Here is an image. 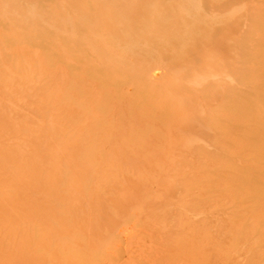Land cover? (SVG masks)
Segmentation results:
<instances>
[{
    "label": "rangeland",
    "instance_id": "rangeland-1",
    "mask_svg": "<svg viewBox=\"0 0 264 264\" xmlns=\"http://www.w3.org/2000/svg\"><path fill=\"white\" fill-rule=\"evenodd\" d=\"M22 70L24 126H47L48 108L66 119L75 198L68 212L64 182L51 200L18 197L43 225L3 215L18 141L2 126L0 263L264 264V0H0V85Z\"/></svg>",
    "mask_w": 264,
    "mask_h": 264
},
{
    "label": "bare ground",
    "instance_id": "bare-ground-1",
    "mask_svg": "<svg viewBox=\"0 0 264 264\" xmlns=\"http://www.w3.org/2000/svg\"><path fill=\"white\" fill-rule=\"evenodd\" d=\"M158 15H160V14H158ZM99 18H101V17H99ZM105 18H103L104 21H106ZM185 19H186L185 17H182V21L183 20L185 21ZM87 21H88V18L86 16V17H83V19L80 22L82 24L83 23L85 24V22H87ZM107 24L102 25V28L104 27V28H106V30H110L111 26L107 25ZM111 29H112V27H111ZM131 30H134V29H131ZM190 33L195 34V36H197V34H199L197 36V38H199L201 32H200V29L195 31V33H194V31H192V32L191 31L190 32L185 31L182 35L183 36L187 35V34L190 35ZM141 54H140L139 58H142V59L149 58V57H145L144 54L143 55H141ZM33 77L34 76H32V78ZM4 78L6 81L2 85H0V140L4 139L7 135H9V136L11 135V134H9V132L8 133L5 132V130L2 127V126H5L6 128L11 129V131L13 133H15L12 135L18 141V143L13 147V149L11 151L12 158L9 155L5 156L6 159H8L10 163H13L17 167L16 172L8 173V179L6 181L7 183L11 184L15 188V193H13V199L14 200H12V199L10 200V198L6 197V199H5L6 201H5V204H4L1 212L3 213V215H7V216H10L12 218H15L17 216L29 217L31 219L32 223H37L38 225H43L42 223H40L38 221V218L40 216L38 209L30 208V207H28L26 209L24 206H22V204L17 203L16 199L18 197H22L23 194L26 196L27 194H31V193L34 195L36 193V195H38V196L41 195L40 197H42L44 200H51V199H53V197H56L58 195L57 192H59V190H58L59 184L63 185V182H64L62 180V177L60 174V169L63 167V165L61 163L63 162V160L66 159L68 153L74 152L77 148H76L74 141H71V140L62 141V140L58 139L57 136H58V132L60 130V129H58V127H62L64 125L63 122L66 119L65 118L52 119L55 109L53 111H50L48 108L46 111L48 114L47 117H49V122H48L47 126L41 127V128H36V129H34L32 127L27 128L24 126L23 122H25L26 110L30 111V109L26 105L24 100H18L17 98H15L16 96L14 95V91H16V87L19 88V85H21L22 83H26L28 80H30V78H31L30 72L22 70L21 72L18 73L17 77H15L12 74L11 75L10 74H6V75L4 74ZM55 80L56 79L53 76L52 79L49 81L50 84H53L55 82ZM37 83L38 82H36V84ZM62 83L65 84L64 79L62 80ZM3 97L9 98V100H5ZM20 97H19V99H20ZM26 98L35 100L34 95H33V97L26 96ZM31 104H32V107H31L32 113L31 114L34 117L33 122L31 124H34L43 115V114H41L42 105H39L36 102H32ZM64 109H67V108L63 104V110ZM64 111H66V110H64ZM87 117L86 116L82 117L83 120L86 122V124L84 122H81V125H79L81 128L82 127L85 128L86 126L90 127V123H88L90 121L87 120ZM54 120H55V122H54ZM4 122H8L9 124H2ZM23 138H25V139H23ZM25 140H26V143H23V142H25ZM27 141H29L30 143L28 142V144H27ZM31 141H32V143H31ZM105 143H107V142H105ZM41 147H43V149L46 147H50V149H51L50 154L49 155L43 154L42 151L40 150ZM43 171L46 172V175L44 177L41 176V174L44 173ZM55 186H56V188H55ZM73 186H74L73 183H65L64 182V185L62 187L64 191H60L62 194H59V195H62L63 197H64V194H65V196L68 195V197H67L68 203H69L68 208H67L68 212H70V206L72 204L71 203V197L75 198V194H74L75 191H74ZM72 188H73V190H72ZM26 198H27V196H26ZM74 202H75V200H74ZM73 205H75V203H73ZM258 211H260V212L258 213L259 217H257L258 222H256V224L258 225L260 222L264 224V203H261L259 205ZM261 212H263V213H261ZM2 223L4 224L5 222L2 220ZM37 224H36V226H37ZM39 227L41 228V231L43 233L42 235H45V233H46L47 235H50V236L57 234L56 229L59 228V227H48V226H46V228H44L42 226H39ZM61 227H63V225ZM59 229L61 231H63V229H61V228H59ZM9 230H13L12 224H9ZM27 231H28V229H27ZM258 233L259 234L257 236L262 237L263 233H261V232H258ZM232 235H233V233H232ZM29 237H30V233H29ZM53 238H55V237H53ZM14 240L18 244L17 247H18V254H19L22 252L21 250H23V249H25V247H27L26 241L23 239H14ZM218 245L219 244H217V246ZM38 246L40 247V245H38ZM30 249H33V248H30ZM42 251H44V250H42ZM213 254H214V252L210 253V254H205L204 256L202 255L203 259L201 260L202 257L200 258V263L210 264L209 262L206 263V260H208L209 255H211L213 258L214 257L216 258V255H213ZM233 256L234 255H230L229 257H233ZM242 256L244 257V263L242 262L243 264L254 263L253 257L248 258V256L245 253H243ZM224 257L225 256L221 255L220 259H225ZM41 258L45 259L46 261H48V263L52 264L51 263V261H52L51 256L49 257V259H46L43 255H41ZM245 258H248V259H245ZM0 264H4V263H0ZM212 264H214V263H212ZM217 264H219V261L217 262ZM226 264H229V262L227 260H226Z\"/></svg>",
    "mask_w": 264,
    "mask_h": 264
}]
</instances>
